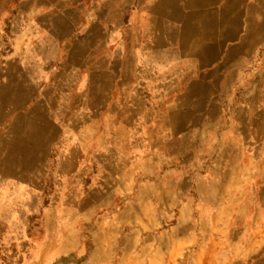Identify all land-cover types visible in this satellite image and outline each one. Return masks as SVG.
Returning a JSON list of instances; mask_svg holds the SVG:
<instances>
[{"label": "crops", "instance_id": "0c3cea01", "mask_svg": "<svg viewBox=\"0 0 264 264\" xmlns=\"http://www.w3.org/2000/svg\"><path fill=\"white\" fill-rule=\"evenodd\" d=\"M4 199L23 264H264V0H0Z\"/></svg>", "mask_w": 264, "mask_h": 264}, {"label": "rangeland", "instance_id": "374dc122", "mask_svg": "<svg viewBox=\"0 0 264 264\" xmlns=\"http://www.w3.org/2000/svg\"><path fill=\"white\" fill-rule=\"evenodd\" d=\"M18 201L3 200V216L0 219L2 221V224H0V228L2 227L0 229V264H23L28 252L31 250L30 246L27 245V233H19L16 230H12V224H18L22 218L18 215V209L14 211ZM11 211L14 212L13 215H9ZM16 220L19 222H16ZM20 235H23L21 239ZM17 238L20 240L16 241Z\"/></svg>", "mask_w": 264, "mask_h": 264}]
</instances>
